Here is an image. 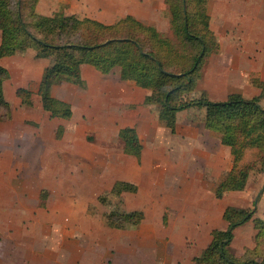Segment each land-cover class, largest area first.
<instances>
[{"label": "crops", "instance_id": "crops-1", "mask_svg": "<svg viewBox=\"0 0 264 264\" xmlns=\"http://www.w3.org/2000/svg\"><path fill=\"white\" fill-rule=\"evenodd\" d=\"M55 1L66 5L65 16L76 15L69 12L78 8L77 0L74 5L71 0ZM93 1L105 10L117 6V11L122 10L123 2L126 5L123 10H128L125 16L142 23L146 19L142 13L155 10L151 5L154 0ZM39 4L40 0L36 7L38 14ZM207 5L217 45L195 91L205 93L212 102L225 101L230 94H239L246 100L257 97L260 91L252 81L264 82V0H207ZM83 17L106 25L117 21L105 23L100 16V19ZM9 58L22 61L23 57ZM44 62L38 63L40 68L33 78L26 77L27 69L23 67L15 88L30 90L33 105L22 106L15 94L12 100H7L12 111L19 112L18 117L12 115L9 127L23 129L0 132V169L26 171L27 157L29 164L42 155L54 160L42 171V180L35 174L27 183L26 177L17 175L16 186H12L15 174L10 179L0 174V258L3 251L31 250L27 241L33 240L34 264H193L209 246L211 232L227 229L222 219L226 208L249 209L251 199L245 189L226 193L221 199L214 197L216 187L232 167V157L230 149L221 144L220 135L205 129L203 109L190 108L177 113L175 131L171 133L159 121L155 106L144 104L149 91L133 82L121 81L118 71L100 75L84 65L81 79L86 88L77 104L66 96L74 93L76 86L61 83L51 91L54 98L70 104L71 117L51 118L42 110L36 94L42 71L47 67ZM7 70L13 77V72ZM113 74L115 79L108 82ZM26 122L36 126L35 132L26 128ZM124 128L136 132L142 147L139 160L123 153L118 134ZM79 129L94 134L96 149L92 164L83 165L81 180L74 175V164L69 167L58 161V155L73 162L79 156L72 147ZM53 138L64 140L61 150L65 149L67 154L52 150L48 143L39 144L40 140ZM7 156L18 160L9 163ZM107 176L114 178L109 189ZM38 180L44 182L42 189L30 191L28 196L29 184L36 186ZM119 182L135 186L136 192L115 196L119 207L114 210L88 211L90 206L106 205L101 197L104 190L113 196L112 188ZM47 190L50 197L56 198L53 204L56 209L52 206L51 211L38 212L35 204ZM254 210L253 218L264 221V190ZM112 211L141 212L143 219L137 226L110 228L104 215ZM255 234L252 221L234 230L229 250L236 258L254 247ZM17 235L23 239L16 238Z\"/></svg>", "mask_w": 264, "mask_h": 264}, {"label": "trees", "instance_id": "trees-1", "mask_svg": "<svg viewBox=\"0 0 264 264\" xmlns=\"http://www.w3.org/2000/svg\"><path fill=\"white\" fill-rule=\"evenodd\" d=\"M39 0H0V60L32 51L34 59L52 52V62L42 71L36 94L41 108L51 118L68 120L70 104L54 98L52 88L68 83L80 89L81 67L91 66L102 75L118 69L121 81L133 82L149 91L144 104L158 108V119L171 133L176 114L203 109L205 129L220 135L221 144L230 149L232 167L214 191L221 199L226 193L243 191L249 174L260 168L264 174V82L253 80L260 94L246 100L230 94L222 102L210 101L204 93H193L207 59L216 51V38L210 28L207 0H163L169 14L168 29L173 39L161 35L152 24H143L132 16L106 25L90 18L36 12ZM9 71L0 66V120L10 119V104L4 97ZM20 104L33 105L32 93L25 88L14 92ZM123 153L140 159L142 147L133 128L119 131ZM135 193L136 187L119 182L111 193ZM254 209L226 208L222 219L226 230H213L211 242L193 264H264V221L253 218ZM107 226H137L141 212H109ZM252 221L256 231L254 247L240 258L229 250L236 228Z\"/></svg>", "mask_w": 264, "mask_h": 264}, {"label": "rangeland", "instance_id": "rangeland-1", "mask_svg": "<svg viewBox=\"0 0 264 264\" xmlns=\"http://www.w3.org/2000/svg\"><path fill=\"white\" fill-rule=\"evenodd\" d=\"M53 1H55V0H40V4L38 6L39 14L44 15V16H50L52 13L58 12V13H62L64 15H66L67 14L66 13L67 12L66 11L67 10L66 5H61V3H59V2H57V1L53 2ZM71 1L70 2L74 5L75 4L73 2L74 0H71ZM77 1H78V4H77L78 8L73 9L69 13H74V14L78 15L80 18H82V16H93V17L100 19V17H101V20L103 19V21L105 23H111V22H114V21L124 17L125 14H127V12H128V10H126V9L123 10V8H126L125 3H123V2H122V5H123L122 10L117 11L116 10L117 6L112 5L105 10V9L101 8V6L98 4L99 2L94 3L93 0H85V1L82 0L83 2L80 0H77ZM140 3H142V2L140 1ZM151 5L155 9L154 13L150 12V11L146 12V13L145 12L142 13V14L146 15V19L143 20V24H148V23L152 24L156 27L157 31L161 35L168 37L170 39H173V36L170 33V31L168 29V25H167L168 19H169V14L167 12L166 7L162 3V0H154L151 3ZM133 11L131 13H133ZM52 55H53L52 52H48V54L43 59H40L42 61H39V59L33 58V56H34L33 52L27 51L25 53L18 54V56L23 57L22 61H18L15 59L11 60L10 58L9 59L4 58V59L0 60V66L4 67L6 69H10V71L13 72V74H12L13 77H11L10 80H8L4 84V97H5V99L6 100H9V98L11 100L13 99L14 92H15L14 90L19 84V82H17V81L20 80V78L22 77V68L23 67H24V70L27 69L25 71L26 77L27 78H33V77H35V73L38 72V67L40 68V64H38V63L43 64V61L45 60V62H44L46 64L45 66H49L52 62ZM210 57L207 59V61L205 63L201 78L199 80H201L203 77L204 69L206 68L207 63L209 62ZM42 66H44V65H42ZM19 68H21V75L19 74V70H20ZM83 70H84L85 75L88 74L86 72V68ZM114 71H118V69L115 68ZM96 73L99 74L98 72H96ZM112 76H114V74L109 76V77H112ZM111 79H115V78L112 77V78L108 79V82H113ZM76 88L77 89L74 90V93L70 92V93L66 94V96L70 98L72 104H74V105L77 104L76 101L79 100L77 98L79 97V95H82V92L84 91V89L82 90L78 87H76ZM200 94H201V92L195 91L193 93V96L198 97ZM37 99H39V98H37ZM262 105L261 106L264 108V101L262 102ZM155 109L157 111V116H158V108L156 106H155ZM202 113H203V110H202ZM0 114H4V111L1 109H0ZM12 115L18 117L19 112L17 111V109H14V112H13L11 107H10V119L7 121L6 120H0V132L6 134V132H9V130H13L14 132H18L20 130L22 131L23 127H20V128L17 126L16 127H13V126L9 127L11 125L9 123L12 119ZM24 125L26 126L27 129L32 130V132H35L36 126L33 123L26 122V124H24ZM94 138H95L94 134L92 136V134L90 132H83L82 129H79V133L75 136L74 143L72 145V147H75L79 153V156L76 157L74 160L75 162H73L72 160L69 161V159L65 155L60 156V157L58 155V161L61 165H65V166H67V165L71 166L72 164L75 165V166L72 165V168H74V175H75L76 179H78V180H81L83 178V175H84V170H82L83 165H86V163L92 164L93 154L96 151V149L93 146L94 145ZM55 141H57V140H54V138L51 140H40L39 144L40 145H46L48 143V144H50L49 146H50V148H52V150H54V151L60 150L63 153L67 154L65 149L61 150L62 145L65 144L64 140L61 138L57 142H55ZM0 145L2 147V144H0ZM6 159L7 160L9 159V163H11V162L15 163V161L17 162L18 157H15V156L8 157L7 156ZM52 160H54L53 157H50L49 155H42V156H37V160L34 159L32 164H29L30 158L27 157V170L26 171L24 170L23 172L19 173L17 170L15 171L14 169H10V170L9 169L8 170L0 169V174L1 173L4 174L5 177L8 176L7 179H10L15 174V180L13 181L14 185H12V186H16V181H17L16 177H19L17 175H20L23 179H25V177H26L27 183H30L31 178H33L35 174H38L39 175L38 179L42 180L43 179V177H42L43 172L42 171L48 167V165L52 162ZM161 160L163 161L162 158L159 159V161H161ZM93 161H95V160H93ZM165 161L168 163L169 158L166 157ZM33 165H34V167H33ZM63 172H67V171H63ZM96 173L99 174V172H97V171H96ZM11 175H13V176H11ZM104 176L106 177V175H104ZM61 178L64 179L63 176H61ZM39 180L37 181L36 186L30 187V184H29V186L27 188L28 196L30 195V191H32L33 193H36V192H38L36 190L42 189V185L44 184V182L39 181ZM105 180H108L106 182V187H107V189H109L114 178H110L107 176V178H105ZM263 184H264V175H262V172H261L260 168L258 167L257 169L250 172L246 186L244 188L245 191L250 194L251 201H250L249 209H254V206H252V203H253L256 195L260 191L261 187L263 186ZM59 189H61V188H59ZM63 190H65V189H63ZM50 195H51V193H49L48 190L41 195V200L39 199V202H36V204H35V206L38 209L36 211H38V212L51 211L52 206L54 207V209H56V206L53 205L54 202H56V198H52V197H50ZM28 196H25V197H28ZM101 197H103L102 199L106 202V205L100 204V206H98L99 208H97V206H95V205L90 206L88 208V211H90V212H99L101 210L110 211V210H114V208L119 207L118 199L114 195L113 196L110 195L108 193V190H104ZM46 202H48L47 205H46ZM8 206L12 207V204L8 205ZM36 207L31 206L30 208L33 209ZM40 208H42V209H40ZM15 209L17 211L18 206H16ZM249 209H246V210H249ZM16 238L21 239L22 237H20V236L18 237V235H17ZM27 243L29 244V247L32 248L29 251L20 252V251L13 250V249L10 251H3L2 253L4 255H3V258H0V264H34L35 252L33 250V240H28Z\"/></svg>", "mask_w": 264, "mask_h": 264}, {"label": "water", "instance_id": "water-1", "mask_svg": "<svg viewBox=\"0 0 264 264\" xmlns=\"http://www.w3.org/2000/svg\"><path fill=\"white\" fill-rule=\"evenodd\" d=\"M263 190H264V184H263V186L261 187L260 191L258 192V194L256 195V197L254 199V209L256 208L258 199H259L260 195L262 194Z\"/></svg>", "mask_w": 264, "mask_h": 264}]
</instances>
